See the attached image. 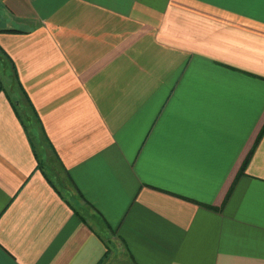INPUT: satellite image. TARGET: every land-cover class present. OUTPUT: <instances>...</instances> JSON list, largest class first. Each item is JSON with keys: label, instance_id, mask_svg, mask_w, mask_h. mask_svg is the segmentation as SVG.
<instances>
[{"label": "crops", "instance_id": "crops-1", "mask_svg": "<svg viewBox=\"0 0 264 264\" xmlns=\"http://www.w3.org/2000/svg\"><path fill=\"white\" fill-rule=\"evenodd\" d=\"M0 13V264H264V0Z\"/></svg>", "mask_w": 264, "mask_h": 264}, {"label": "rangeland", "instance_id": "rangeland-1", "mask_svg": "<svg viewBox=\"0 0 264 264\" xmlns=\"http://www.w3.org/2000/svg\"><path fill=\"white\" fill-rule=\"evenodd\" d=\"M1 17L2 16H1V13H0V18ZM12 94L14 96V99L20 100L21 102L23 101L22 94L19 95V93H17L16 91L12 92ZM19 110H20V112L22 113L23 116L25 114L30 115L32 113V111H30V109L27 110L26 108L24 109L23 107H20ZM41 143L42 142L40 140H38L37 144H38L39 150L41 151V161L40 162H41L42 168H44V170L47 172L48 176L51 178V180L59 188H61L62 190H65L66 186L71 188V184H70L68 178L66 177V174H65L64 170L60 166V163H58L57 161L54 160L55 157L53 155L52 150H50V147L48 148L47 146H45L43 148L41 146ZM110 238H113V236L111 234H110ZM128 260H129V258H128ZM128 260H125V261L128 262Z\"/></svg>", "mask_w": 264, "mask_h": 264}, {"label": "trees", "instance_id": "trees-1", "mask_svg": "<svg viewBox=\"0 0 264 264\" xmlns=\"http://www.w3.org/2000/svg\"><path fill=\"white\" fill-rule=\"evenodd\" d=\"M8 31L9 30H14V29H7ZM25 97L27 98V95L25 94ZM27 101L29 102V100L27 99ZM30 103V102H29ZM31 104V103H30ZM32 105V104H31ZM31 108L34 110V107L33 106H31ZM18 115L22 118V115L20 114V113H18ZM23 120V119H22ZM25 125H26V122L24 121L23 122ZM27 127V126H26ZM250 157H251V155H249L248 157H247V159L245 160V162H244V164H243V166H242V169H241V171H240V174H242V173H244L245 172V170H246V167H247V165H248V163H249V160H250Z\"/></svg>", "mask_w": 264, "mask_h": 264}]
</instances>
